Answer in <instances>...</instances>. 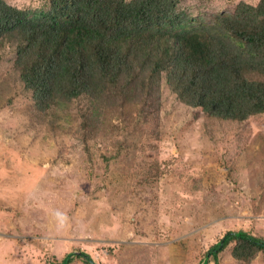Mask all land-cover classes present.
Wrapping results in <instances>:
<instances>
[{
	"label": "rangeland",
	"instance_id": "1",
	"mask_svg": "<svg viewBox=\"0 0 264 264\" xmlns=\"http://www.w3.org/2000/svg\"><path fill=\"white\" fill-rule=\"evenodd\" d=\"M239 1L179 7L198 25ZM14 55L0 45V264H59L79 249L100 264H196L227 230L264 237V113L209 117L163 79L156 132L136 102L105 108L85 137L87 101L37 110ZM218 264H264V252L241 263L227 247Z\"/></svg>",
	"mask_w": 264,
	"mask_h": 264
},
{
	"label": "trees",
	"instance_id": "2",
	"mask_svg": "<svg viewBox=\"0 0 264 264\" xmlns=\"http://www.w3.org/2000/svg\"><path fill=\"white\" fill-rule=\"evenodd\" d=\"M212 19L192 25L199 19L179 0H43L34 8L0 0V45L12 47L37 110L87 101L78 129L85 137L97 132L105 108L136 102L156 132L163 79L209 117L264 113V0H241ZM227 247L249 263L264 252V237L227 230L196 264H218ZM74 258L100 264L80 249L59 264Z\"/></svg>",
	"mask_w": 264,
	"mask_h": 264
}]
</instances>
